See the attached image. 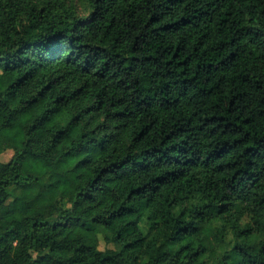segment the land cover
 <instances>
[{"label": "trees", "instance_id": "obj_1", "mask_svg": "<svg viewBox=\"0 0 264 264\" xmlns=\"http://www.w3.org/2000/svg\"><path fill=\"white\" fill-rule=\"evenodd\" d=\"M82 1L0 0V264H264V0Z\"/></svg>", "mask_w": 264, "mask_h": 264}, {"label": "rangeland", "instance_id": "obj_2", "mask_svg": "<svg viewBox=\"0 0 264 264\" xmlns=\"http://www.w3.org/2000/svg\"><path fill=\"white\" fill-rule=\"evenodd\" d=\"M39 1V0H36ZM77 4V8L80 14L86 15L87 14V9H86V4L82 0H73ZM13 151L11 149H5L0 153V161L1 162H7L10 160L12 156ZM107 246H111V244L106 243L102 238H100V244L99 247L101 249H104Z\"/></svg>", "mask_w": 264, "mask_h": 264}]
</instances>
